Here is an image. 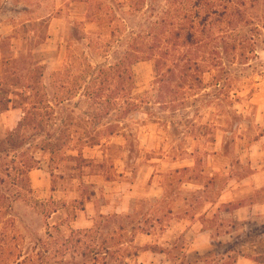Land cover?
<instances>
[{"label":"rangeland","instance_id":"obj_1","mask_svg":"<svg viewBox=\"0 0 264 264\" xmlns=\"http://www.w3.org/2000/svg\"><path fill=\"white\" fill-rule=\"evenodd\" d=\"M128 1L0 0L3 239L15 251L19 234L32 254L48 230H88L87 256L52 245L47 264H264V0H234L243 18L232 0H192L203 89L122 114L110 80L98 97L97 65L114 63L117 38L188 5ZM131 70L145 97L154 60Z\"/></svg>","mask_w":264,"mask_h":264},{"label":"trees","instance_id":"obj_2","mask_svg":"<svg viewBox=\"0 0 264 264\" xmlns=\"http://www.w3.org/2000/svg\"><path fill=\"white\" fill-rule=\"evenodd\" d=\"M133 1L135 2V0H129L128 3L136 5ZM243 5V2L232 0L229 9L234 12V16L243 18L244 13L239 10ZM116 6L119 9L120 4L117 3ZM200 15L198 6L192 0H188V5L182 8L181 14L168 12L164 17H158L150 23V27L146 33L144 32V35L131 33V35L114 40L113 48L117 56L114 63L107 62L109 57L105 54V62L96 67L104 76V86L98 88V97L103 96L104 92L108 90L106 81L110 80L114 88L115 105L118 112L122 114H130L141 105L168 103L173 108L176 107V103H179V106L184 105L187 99L185 97L189 93L203 89L202 75L205 70L211 69L203 51L208 40L201 37V33L204 31L199 30V25L197 22L195 23ZM210 15H218L215 8H211L205 13L207 18ZM142 60H154L155 79L151 91L145 97L138 99L132 96L135 86L131 67L134 63ZM104 70H112V72L108 74ZM151 93H154V96ZM169 97L170 100L166 101ZM5 201L4 198L0 200V208ZM0 224H2L3 230L7 231L10 226L14 228V219H0ZM87 233L88 230L75 231L69 237H64L58 231V236L55 237L48 230V240L38 239L35 243V252L29 254L24 252L21 245L22 237L19 234L18 248L14 251L11 242L6 238L3 239V232H0V264H34L33 262L37 259H40L43 264H47L45 259L51 253L52 245H59L56 253H60L58 255L63 257L76 252L87 256L86 249H83L82 245V237ZM101 253V251H97L96 257ZM103 253L105 254L103 257L109 256V248L106 247Z\"/></svg>","mask_w":264,"mask_h":264},{"label":"crops","instance_id":"obj_3","mask_svg":"<svg viewBox=\"0 0 264 264\" xmlns=\"http://www.w3.org/2000/svg\"><path fill=\"white\" fill-rule=\"evenodd\" d=\"M239 261V260H238ZM246 262V261H245ZM244 262L242 261L241 264H243ZM247 263V262H246ZM236 264H239V262H237Z\"/></svg>","mask_w":264,"mask_h":264}]
</instances>
